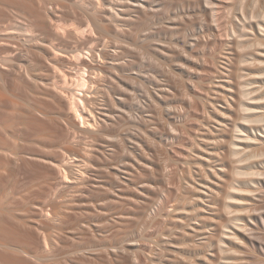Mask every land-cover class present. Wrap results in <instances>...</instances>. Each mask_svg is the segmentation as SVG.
Segmentation results:
<instances>
[{"label": "rangeland", "instance_id": "rangeland-1", "mask_svg": "<svg viewBox=\"0 0 264 264\" xmlns=\"http://www.w3.org/2000/svg\"><path fill=\"white\" fill-rule=\"evenodd\" d=\"M6 1L15 27L28 23L47 39L54 32L46 11L56 7L67 31L55 43L82 53L54 64L30 44L22 62L12 53L16 70L12 60L0 63V264H264L262 249H245L233 236L239 212L228 200L245 176L236 169L249 163L261 172L241 178L243 187L257 202L263 197L264 208V119L245 121L231 98L242 80L264 103V75L247 69L264 67V45L237 29L238 21L264 19V0H110L97 11L114 9L120 21L106 18L103 29L75 0H0V13ZM73 23L84 29L76 40L68 35ZM55 73L76 77L60 78L67 97L94 99L87 108L79 100L86 109L79 106V117L66 96L43 93ZM90 108L98 121L88 127L80 113L90 117ZM242 122L260 137L246 140L243 159L229 154ZM62 162L67 177L54 165Z\"/></svg>", "mask_w": 264, "mask_h": 264}, {"label": "bare ground", "instance_id": "bare-ground-1", "mask_svg": "<svg viewBox=\"0 0 264 264\" xmlns=\"http://www.w3.org/2000/svg\"><path fill=\"white\" fill-rule=\"evenodd\" d=\"M138 1V3L137 4H139L140 2H139V0H137ZM137 1H133V2H137ZM242 2V3H244V0L242 1V0H238L237 2ZM98 2V3H97ZM97 2H93V0H75V1H71L70 2V4H72L75 8H79V9H81V11H83L82 13H84V15H86L88 18H89V20H87V21H90L91 20V22H93L94 21V23L95 24H93V25H95V26H97V28H102L103 29V27L102 26H104V21L103 20H105L106 18H108V20L110 19H112L111 21H115V22H119L120 20H116V17L117 16H114L113 14L115 13V11H114V9L112 10H110V11H114V13H111L110 11H108L109 9H98V11H97V8H105V6L106 5H109V2H111L110 0H102V1H98L97 0ZM234 2V1H233ZM128 3H132V1H130V2H128ZM127 3V4H128ZM209 3H211V4H213L212 2H210L209 1ZM236 3V2H235ZM242 3H238V4H242ZM67 3H62L61 5H60V3H59V6H58V10H59V8L61 9H63V8H65V7H67V5H66ZM69 4V3H68ZM98 4V5H97ZM112 3H110V5H111ZM141 4V3H140ZM218 4V3H217ZM217 4H215V5H217ZM100 5V7H97V6H99ZM131 5H133V3L131 4ZM61 6V7H60ZM69 6V5H68ZM103 6V7H102ZM245 6V5H244ZM243 6V7H244ZM112 7H113V5H112ZM112 7H109V8H112ZM135 7L136 8H138L139 7V5L138 6H136V4H135ZM140 7H141V9H143V6H141L140 5ZM139 7V8H140ZM145 7V6H144ZM54 8V7H53ZM53 8L51 9V10H47L46 11V18H47V22H48V24H49V26L51 27V29L53 30V32H54V34H53V36L51 37V38H43L40 34H38V33H36L35 32V30L28 24V23H25V22H19V23H17V26L15 27L14 25H13V21L12 22H10V20H11V16H10V14H9V12L12 10V4L11 3H9L8 1H6L5 3H4V8H2V13H0V45L3 47V49H4V51H2V53L4 52V53H6V54H4V56L1 58V56H0V63L1 64H8V62L9 63H11L13 60H12V58H11V55L13 56V54H14V57H15V55H17V56H19L17 59H18V61L20 60L21 62L23 61V60H25V58L27 57V54H29V51H26V53L23 51V49H22V47L23 46H29L30 44H33V47L35 48V50H37L36 52L41 56V57H43V58H45L46 60H48L49 62L50 61H54L55 59H57V58H61L62 56L64 57V58H68L69 59V61L70 62H72V61H75V60H78L79 58H81V53H82V51H80V50H78L77 48H66V47H64V48H61V47H58V45L55 43V41L57 40V39H59V36L62 34V33H65L66 31H67V26H64L65 24L63 23V25H62V23L60 24L59 23V19L58 18H55V16H56V7H55V10H53ZM114 8V7H113ZM61 9V10H62ZM99 10H100V12L101 13H99ZM245 10V12H246V9H244ZM63 11V10H62ZM117 13V12H116ZM120 12H118L117 13V15L119 14ZM124 13V12H123ZM246 14V13H245ZM243 15V13H242V17L244 18V16H245V18L247 17L246 15ZM83 15V16H84ZM85 17V16H84ZM87 17H85V18H87ZM115 17V18H114ZM118 18V17H117ZM107 20V19H106ZM243 20V19H242ZM102 21H103V23H102ZM117 22V23H118ZM239 23L237 24V25H239V27H237V29L239 28V31L240 30H242V32H243V35L244 34H252L253 35V37H254V41L255 42H257V43H259V44H261V45H264L263 44V42H264V19H259V21L257 20L256 22H249V21H247L246 19H244L242 22L241 21H238ZM248 22V23H247ZM74 24V23H73ZM103 24V25H102ZM112 24H114V23H112ZM116 24V23H115ZM74 25H76V23L74 24ZM73 25V27H71V28H73V29H71L70 30V34H68L69 35V37H71L70 39H72V37L75 39V37L78 39V35H80L81 34V30L83 29L82 27H80V26H78L79 24H77L76 26H74ZM40 26L43 28V29H46V25L44 24V23H41L40 24ZM69 26H72V24H70V25H68V27ZM105 27V26H104ZM82 28V29H81ZM251 28V29H250ZM90 29H92L91 31H93V28H91L90 27ZM90 29H89V31H90ZM84 30V29H83ZM88 30V29H87ZM99 30V29H98ZM104 30H105V28H104ZM220 30H221V28H220ZM100 31V30H99ZM238 31V30H237ZM67 35V36H68ZM78 36V37H77ZM60 37H62V36H60ZM76 40V39H75ZM234 43H237V41H235ZM240 43H241V41L239 40L238 41V45L240 46ZM0 46V47H1ZM11 48H13V51H12V49ZM2 49V48H1ZM2 49V50H3ZM98 49H100V48H98ZM97 48L95 49L94 48V53L97 55V56H104V54H105V51H106V49H105V51H102V50H100V51H102L101 53H100V51L98 50ZM15 52V53H14ZM104 52V53H103ZM13 53V54H12ZM93 53V54H94ZM103 53V54H102ZM37 54V55H38ZM92 54V55H93ZM256 54V53H255ZM6 55V56H5ZM106 55V54H105ZM16 56V57H17ZM93 56H95V55H93ZM96 57V56H95ZM252 58V57H251ZM103 59H104V57H103ZM255 59V58H254ZM12 60V61H11ZM81 60V59H80ZM52 61V62H53ZM58 61V60H57ZM57 61H54V62H57ZM84 60H82V62H83ZM15 62V63H14ZM52 62H50V63H52ZM53 62V63H54ZM262 62H263V60H262ZM14 63V64H13ZM13 63H11L10 65H9V67H12L11 68V70H16L17 68V66H19V64H21V63H17L16 61H13ZM54 64H56V63H54ZM86 63H81L80 65H85ZM12 65V66H11ZM53 65V64H52ZM264 65V64H263ZM262 65V66H263ZM21 66V65H20ZM26 66V65H25ZM86 66H88L87 68H89V64L87 65L86 64ZM85 66V67H86ZM254 66V65H253ZM257 66V65H256ZM254 66V68H247V69H250V70H254L255 72H258V74H260V76L261 75H264V67H261L260 65L259 66ZM82 67V66H81ZM90 67H92V66H90ZM95 66H93L92 67V69H95L94 68ZM96 67H98V66H96ZM16 68V69H15ZM19 68H22V67H19ZM26 68V67H25ZM52 68V67H51ZM57 69L58 70V66L57 67H55V65H53V69ZM101 68V67H100ZM100 68H96L95 70H96V72H97V70L98 69H100ZM30 67H27V69H26V73H27V75L26 76H28V78H30V75H31V71H30ZM84 69V68H83ZM91 69V68H90ZM89 69V70H90ZM94 70V71H95ZM102 70V69H101ZM25 71V70H24ZM55 72V71H54ZM59 72V70L57 71V73ZM95 72V73H96ZM98 72H100V70L98 71ZM97 72V73H98ZM249 72L250 71H248V74H249ZM92 73H94L93 71H92ZM86 74V73H85ZM85 74H84V77H85ZM258 74L256 73V76L257 77H259L258 76ZM3 74H1L0 73V78L1 77H3L2 76ZM59 75V74H58ZM249 75H251V73L249 74ZM253 75H255V73H253ZM57 75H56V73H55V77H56ZM59 77V76H58ZM62 78H64V80H68V79H71V80H76V77H75V79L73 78V76H70V75H68V74H66L65 73V75L63 76H61ZM60 77V78H61ZM83 77V76H82ZM237 77H239V76H237ZM264 77V76H263ZM262 77V78H263ZM57 78V77H56ZM54 79V83H53V86H50V85H45V83L44 82H42V83H44V88H42V89H45V92H43L44 94L46 93V91L50 94V93H54V94H60L61 96H60V98L62 99L63 98V96H66L65 94H63L62 93V91H60L59 90V88H61V86H60V84H58L61 80H60V78H59V80H58V78L57 79ZM87 78V77H86ZM86 78H83L84 79V85H86V84H88L89 82L91 83L92 82V80L91 81H89L88 79H86ZM256 78V77H255ZM261 78V79H262ZM3 79V78H2ZM31 80L33 79V78H30ZM43 79V77H41V73H40V75H38V77H35V79L33 80L34 82H38V80H42ZM50 79V78H49ZM53 78H51V80H52ZM80 79V78H79ZM82 79V80H83ZM259 79V78H258ZM257 79V80H258ZM45 81H46V79H44ZM78 80V79H77ZM240 80H241V78H240ZM255 79H253L252 81H254ZM72 81V83H74V82H76V81H74L73 82ZM87 81H89V82H87ZM242 81V80H241ZM239 82L238 81V83H235V84H239L240 85V87L239 88H237L236 89V87H237V85H235L236 87H233V91H235V92H233L232 94H233V97H231L232 98V101H233V104L235 103L237 106H239V111H240V114H242L241 116L243 117V119L245 120V121H247V122H249V121H255L256 119H259V120H261V119H264V115L262 116L263 118H260V114H262V112L261 113H256L257 112V110H260V108H262V107H264V103H261V101H259V98L261 99V96L260 97H258V96H254V95H252V91H253V89H252V86H251V82H246V81H242V82ZM78 82V81H77ZM80 82V81H79ZM78 82V84L77 85H80L81 83H79ZM82 82V81H81ZM86 82V83H85ZM94 82V81H93ZM52 83V82H51ZM50 83V84H51ZM47 84V83H46ZM37 85H39L40 86V84L39 83H37ZM39 86H37V87H39ZM42 86H43V84H42ZM41 86V87H42ZM46 86V87H45ZM63 86H65V85H63ZM251 86V87H250ZM67 87V86H66ZM95 87V86H94ZM63 88V87H62ZM41 89V88H40ZM41 89V90H42ZM96 89V88H95ZM100 89V88H99ZM63 90V89H62ZM64 90L66 91V90H68V87L67 88H64ZM230 90H232V89H230ZM44 91V90H43ZM51 91V92H50ZM97 92H98V88H97V90H96ZM100 91V90H99ZM102 92V91H101ZM62 93V94H61ZM230 93V92H229ZM54 94H52V95H54ZM95 94H99V92L98 93H95ZM231 94V93H230ZM63 95V96H62ZM68 95V94H67ZM72 95V94H71ZM74 95V96H73ZM71 97H65V98H63V99H65L66 101V105L68 106V108H70L71 109V112L73 111V113H76V115H77V113H78V111H79V106L82 104V105H85L86 106V108H87V105L89 104V103H87V101H86V103H85V100H87L88 98V96H90V95H86V99L85 98H83V100H84V102H83V100H81V97H77V95H75V94H73ZM59 96V95H58ZM70 96V95H69ZM55 97H57V96H55ZM80 98V99H79ZM91 99L92 100H94L92 97H91ZM90 99V97H89V99L88 100H91ZM81 101V104H78V103H80V101ZM64 101V100H63ZM85 103V104H84ZM90 103H92V102H90ZM93 103H94V101H93ZM81 105V110H82V108H83V110H85V112H86V109L83 107ZM90 105V104H89ZM92 105V104H91ZM89 107V106H88ZM33 109H34V107H33ZM92 108H90V117H89V115H87L86 114V116H84L85 114H84V111H83V114H81L80 113V116L82 117V123H85L86 125H88V127L90 126V125H92V124H94V122H96V120H97V118H95V119H93L94 117H96L95 116V114L93 115L92 113H94L92 110H91ZM37 110H38V108H37ZM33 111H35V110H33ZM39 111H41V110H39ZM81 112V111H80ZM88 112H89V109H88ZM259 112V111H258ZM239 114V115H240ZM75 115V116H76ZM78 116V115H77ZM79 117V116H78ZM77 117V118H78ZM81 117H80V119H81ZM72 118V117H71ZM107 118V117H106ZM79 119V118H78ZM95 120L93 123H91L93 120ZM66 120V119H65ZM73 120V119H72ZM71 120V121H72ZM75 120H77V119H75ZM92 120V121H91ZM107 121H108V119H106ZM106 120H104V122H107ZM98 121V120H97ZM73 122H74V120H73ZM246 122V123H247ZM79 123V122H78ZM78 123H77V121H75V123H73V124H75L76 126L78 125ZM69 124V123H68ZM72 124V123H71ZM96 124V123H95ZM75 125H73V126H75ZM72 126V125H71ZM83 126H84V124H83ZM80 127V126H79ZM85 127V126H84ZM94 127V126H93ZM93 127H90V128H93ZM96 127H97V125H96ZM75 128V127H74ZM80 128H82V127H80ZM103 128V127H102ZM101 128V129H102ZM251 128H253L252 126H249V125H247V124H245V122H242L241 124H239L238 126H236V131H237V133L238 134H236L235 136H236V139H232V140H229L230 142H231V147H230V149H229V154H236L237 156L239 155L240 156V158L241 159H243V157H244V155H246V154H248V152L246 153L245 151H249V150H244V149H241V148H246L247 147V145H250V143H251V141H246V140H249V139H253V137H251V135L252 136H257V134H255L254 133V131L251 129ZM77 129V128H76ZM87 129V128H86ZM89 129V128H88ZM99 130H100V128H98ZM248 129H251L250 131H248ZM79 130V129H78ZM92 130V129H91ZM90 130V131H91ZM94 131H96V130H94ZM87 132V131H86ZM89 133V132H88ZM92 134H93V132H92ZM239 140H238V139ZM257 139H260V137H258L257 136ZM262 140H264L263 138L261 139V141ZM241 141H245V143H243V142H241ZM226 142H228L227 141V139H226ZM249 142V143H248ZM264 142V141H263ZM260 144V143H259ZM91 145V144H90ZM242 146H244V147H242ZM251 146V145H250ZM93 147V146H92ZM249 147V146H248ZM89 148V147H88ZM263 148H264V146H263ZM94 149V148H93ZM92 149V150H93ZM261 149V148H260ZM89 150V149H88ZM87 150V151H88ZM244 150V151H243ZM94 151V150H93ZM90 152V151H89ZM88 152V153H89ZM228 152V151H227ZM243 152H245V153H243ZM249 152H251V150L249 151ZM264 152V151H263ZM92 153V152H91ZM253 153V152H252ZM241 154H243V155H241ZM247 156V155H246ZM245 158V157H244ZM63 160V159H62ZM79 160H81V159H79ZM83 161H85L84 159H83ZM64 162H65V160H64ZM63 163V162H62ZM61 163V164H62ZM65 163H67V161L65 162ZM87 163V162H86ZM61 164H57V163H54V165H56V167L57 166H59V167H57V168H59V170L61 171V173L62 174H64L65 175V177H67V176H69V175H66V170L63 168L62 170H61V167L64 165V163L61 165ZM79 164V163H78ZM140 164V163H139ZM138 164V165H139ZM135 165V164H134ZM71 166V165H70ZM79 166V165H78ZM232 166V165H231ZM238 167V166H237ZM250 167H252V166H250ZM249 167V163L246 165H244L243 164V166L241 167V168H239L238 170L236 169V173L237 174H240V175H256V174H260V170H257V171H252L251 170V168ZM69 168V167H68ZM84 168V167H83ZM224 168V167H223ZM236 168V167H235ZM67 169V168H66ZM93 169H95V168H93ZM86 170H88V169H86ZM121 170V169H120ZM120 170H118V168H117V170L114 172V176H113V174H112V176L114 177V179H116L117 180V177H118V173H120L119 171ZM227 171H229L228 169H226ZM235 170V169H234ZM84 171V170H83ZM90 171V170H89ZM127 171V170H126ZM126 171H125V173H126ZM224 171V170H223ZM260 171V172H259ZM58 172V171H57ZM67 172H69V171H67ZM82 172V171H81ZM110 172H112V171H110ZM123 172V171H122ZM226 172V171H225ZM59 173V172H58ZM71 173V172H70ZM75 173V172H74ZM79 173V172H78ZM83 173V172H82ZM93 173V172H92ZM130 173V172H129ZM61 174V175H62ZM76 174V173H75ZM80 174V173H79ZM111 174V173H110ZM76 176V175H75ZM78 176V175H77ZM110 176V175H109ZM245 176H243V177H245ZM91 177V176H90ZM112 177V178H113ZM243 177H241V178H243ZM247 177V176H246ZM76 178V177H75ZM240 177L238 178L239 179V181H237L238 183H240L241 184V186H239L240 184H237L238 186H239V188L237 189V190H234V193L230 196L231 197V199H228V200H233L232 201V206H235L237 209V211L236 212H239V213H237L236 215H234V221H235V224L237 225V229L233 232V236L238 240V244L240 245V246H242L243 248L245 247V249L247 248H249V247H251V248H253V249H262V251H264V235L263 236H260V235H258V233L260 234H262L263 233V231H264V229H263V231L262 232H260V230H262V229H260L261 228V226H259L260 224H263V227H264V208H263V210L261 209L260 210V208L261 207H259L260 206V204L259 203H261L262 204V202L261 201H263L262 199H263V197H261L262 199H261V201L260 202H257L255 199H253L254 198V196H253V194H251V190L249 189V188H244L243 187V185H246L247 186V182H248V179L247 178H244V180L243 179H241ZM113 179V180H114ZM237 179V180H238ZM246 179V180H245ZM73 180V179H72ZM115 180V181H116ZM250 180H252V178L250 179ZM69 181V180H68ZM118 181H121V180H119L118 179ZM117 181V182H118ZM123 181H121V183H122ZM124 183V182H123ZM77 185V184H76ZM75 185V186H76ZM90 185V184H89ZM74 186V185H73ZM92 187V186H91ZM85 188V187H84ZM226 191H228V190H226ZM225 191V192H226ZM229 192V191H228ZM232 192V191H231ZM227 193V192H226ZM225 193V194H226ZM229 194V193H228ZM231 194V193H230ZM229 198V197H228ZM224 200V199H223ZM225 202V201H224ZM223 202V203H224ZM231 202V201H230ZM229 204V203H228ZM222 205V204H221ZM224 205V204H223ZM231 205V204H230ZM227 206H229V205H227ZM228 209H229V207H227ZM229 211H230V209H229ZM242 212H244V213H242ZM233 218V217H232ZM233 221V220H232ZM242 222V223H241ZM260 227V228H259ZM257 228H259L260 230H259V232H258V230H256ZM235 229V228H234ZM258 232L257 233V235L255 234V232L256 231ZM233 237V238H234ZM234 238V239H235ZM230 241H231V239H230ZM235 241V240H234ZM231 243H232V241H231ZM235 243V242H234ZM244 253H246V252H244ZM243 254V253H242ZM241 255V254H240ZM253 256V255H252ZM241 257V256H240ZM242 257H244V254H243V256ZM248 261V260H247Z\"/></svg>", "mask_w": 264, "mask_h": 264}]
</instances>
